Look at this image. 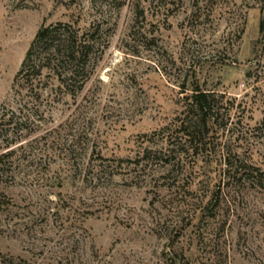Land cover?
<instances>
[{
  "label": "rangeland",
  "instance_id": "1",
  "mask_svg": "<svg viewBox=\"0 0 264 264\" xmlns=\"http://www.w3.org/2000/svg\"><path fill=\"white\" fill-rule=\"evenodd\" d=\"M58 23L97 32L91 78L20 112L26 52ZM261 23L264 0H0V116L18 124L0 128V264H164L167 227L207 200L205 159L178 146L164 168L185 78L226 94L222 142L264 171ZM212 224L180 238L191 264H264V189L233 181Z\"/></svg>",
  "mask_w": 264,
  "mask_h": 264
},
{
  "label": "trees",
  "instance_id": "2",
  "mask_svg": "<svg viewBox=\"0 0 264 264\" xmlns=\"http://www.w3.org/2000/svg\"><path fill=\"white\" fill-rule=\"evenodd\" d=\"M263 27L261 23V32ZM96 33L63 23L42 27L38 31L14 82L13 90L20 97V112L28 109L29 100H32L35 103H32L34 107L31 108L33 116L39 117V102L44 98L52 100L55 89L52 82L64 95L74 98L84 90L94 69L92 53L97 46ZM180 88L185 94L181 102L182 112L171 126L175 136L168 139V145L173 148H168L169 154L164 155V168L170 165L171 152L178 146L181 152H191L199 160L205 159L209 167L199 176H203L201 184L206 188L204 194L207 200L196 205L192 214L189 211L186 218L178 216L177 222L167 227V245L161 254L164 264H191L185 252L177 247L180 238L189 226L209 227L217 221L221 200L233 193V181L252 183L264 189V171L237 158L233 159V150L222 142L226 132L233 131L230 128L233 103H224L226 94L204 90L198 81L191 84L186 78ZM7 115L0 116V128L6 133L10 126H18L14 124V112L6 119ZM212 165L216 167L212 169ZM105 168L95 167L92 171L95 181L106 180L104 177L108 174ZM195 221L198 223L195 224Z\"/></svg>",
  "mask_w": 264,
  "mask_h": 264
}]
</instances>
